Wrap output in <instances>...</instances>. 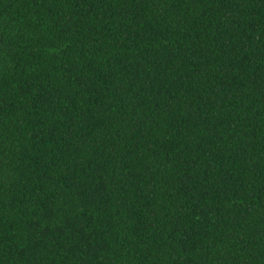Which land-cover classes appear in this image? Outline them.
Returning a JSON list of instances; mask_svg holds the SVG:
<instances>
[{"label":"trees","instance_id":"16d2710c","mask_svg":"<svg viewBox=\"0 0 264 264\" xmlns=\"http://www.w3.org/2000/svg\"><path fill=\"white\" fill-rule=\"evenodd\" d=\"M0 264H264V0H0Z\"/></svg>","mask_w":264,"mask_h":264}]
</instances>
